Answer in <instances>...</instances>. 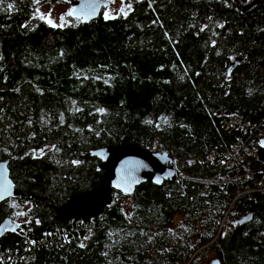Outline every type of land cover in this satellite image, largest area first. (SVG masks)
Wrapping results in <instances>:
<instances>
[{"label": "trees", "instance_id": "1", "mask_svg": "<svg viewBox=\"0 0 264 264\" xmlns=\"http://www.w3.org/2000/svg\"><path fill=\"white\" fill-rule=\"evenodd\" d=\"M39 1L0 0V162L18 190L0 223H15L10 202L34 205L0 237V264H18L30 240L26 264H264L261 164L243 154L236 172L238 130L223 127L230 116L264 126V0L246 12L253 0H131L110 18L103 0L98 18L64 15V26ZM123 142L165 150L177 181L113 191L99 216L61 219L56 207L101 185L89 152Z\"/></svg>", "mask_w": 264, "mask_h": 264}, {"label": "water", "instance_id": "2", "mask_svg": "<svg viewBox=\"0 0 264 264\" xmlns=\"http://www.w3.org/2000/svg\"><path fill=\"white\" fill-rule=\"evenodd\" d=\"M237 2L238 0H232ZM256 4L253 0L251 4L242 7V12L248 11ZM69 15L71 19L80 20L83 23H89L91 20L99 17L102 7H108L109 1L103 0H72ZM233 66V65H232ZM231 66V67H232ZM89 156L100 161L99 170L102 171L99 179L102 177L99 187H94L87 192H93L98 189L102 192L104 198H100L94 208H89L86 204L83 210L86 211L85 217H60L68 220H89L99 216L105 207L112 204V193L118 191L125 196L134 194L137 187L142 184L151 183L155 186H161L165 182L175 183L178 179L175 171V158L170 156L165 150L152 152L149 148H142L139 145L131 143H120L118 145H109L89 152ZM256 158L261 164L259 171L264 177V137L259 140ZM109 163L106 165V163ZM106 165L105 171L103 167ZM18 190L12 180L9 178L8 162H0V203L6 200L16 199ZM71 197H78L74 195ZM70 197V198H71ZM69 198V199H70ZM95 205V201L92 202ZM57 209H55L56 211ZM70 213H64L69 215ZM254 208L247 210L242 216L233 220L234 225L244 226L253 219ZM19 229V224L12 223L10 218H5L0 223V237L6 233H13ZM221 264L215 258L206 264Z\"/></svg>", "mask_w": 264, "mask_h": 264}, {"label": "rangeland", "instance_id": "3", "mask_svg": "<svg viewBox=\"0 0 264 264\" xmlns=\"http://www.w3.org/2000/svg\"><path fill=\"white\" fill-rule=\"evenodd\" d=\"M109 1H110V5L103 14L105 18H106L105 14H107V18H110L114 16L116 17L120 14H125L129 11V3L131 0H109ZM40 2L41 1L38 2L39 5L37 8V12L40 16L45 18L48 24L53 26H64L67 24L64 15H68L69 13L70 10L69 4L71 0H49L48 3L45 4H41ZM121 9H123V11H121ZM61 17H63V20L61 19ZM259 140H258V144H259ZM10 204H11L10 206L15 209V214H14L15 224H27L28 222L27 212H30V210L34 207V205L32 203H28L24 205L22 202H16V201L10 202ZM224 219L225 217L222 219L219 227H220V233L225 236L232 228V225L228 223V220H226V223L224 222L223 225ZM12 223L14 222L12 221ZM212 259H215L213 255L211 254L207 255L205 257H202L199 264H206L208 261Z\"/></svg>", "mask_w": 264, "mask_h": 264}, {"label": "built area", "instance_id": "4", "mask_svg": "<svg viewBox=\"0 0 264 264\" xmlns=\"http://www.w3.org/2000/svg\"><path fill=\"white\" fill-rule=\"evenodd\" d=\"M223 127L225 130H238V137L236 139V143L234 144V147L236 150H238L237 155L234 157L233 166L236 169V172L240 171V164L242 160L243 154H249V155H255L256 156V150L258 148V140L262 137H264V126L258 127V126H252L250 124H246L244 121H241L236 116H230L227 119H225L223 123ZM242 134L244 136H249L246 140H244L241 136ZM216 156L215 154H211L210 158L214 159ZM228 162V161H227ZM248 177H252V173L248 174ZM239 178V176H238ZM224 225V221H223ZM91 225L89 228L91 229ZM220 231V229H219ZM23 232V231H22ZM24 234V233H23ZM223 235V234H222ZM45 236V235H44ZM55 244H58L59 246H66L70 240L67 238V235L65 234H59L55 235L54 238ZM33 240H30L28 242V247L24 248L23 255L15 258V262L18 264H26V261L30 259V254L33 251L31 249L33 247ZM47 248L51 247L48 244H45ZM18 252V250H15L14 253L10 252V255L7 257V259H11L14 257V255Z\"/></svg>", "mask_w": 264, "mask_h": 264}, {"label": "bare ground", "instance_id": "5", "mask_svg": "<svg viewBox=\"0 0 264 264\" xmlns=\"http://www.w3.org/2000/svg\"><path fill=\"white\" fill-rule=\"evenodd\" d=\"M109 163V161L106 163V165ZM106 165L103 167V170L105 171ZM100 182H102V177L99 179ZM100 198H104L101 191L98 189L93 190V192H83L78 195V197H71L68 199V201L60 206L56 207L55 209L57 214L60 217H80V218H86L85 214L86 211L83 210L84 204H86L89 208H94L96 206V203ZM95 201V205H91L92 202ZM64 213H70L69 215H64Z\"/></svg>", "mask_w": 264, "mask_h": 264}, {"label": "snow or ice", "instance_id": "6", "mask_svg": "<svg viewBox=\"0 0 264 264\" xmlns=\"http://www.w3.org/2000/svg\"><path fill=\"white\" fill-rule=\"evenodd\" d=\"M9 7H11V5L9 6ZM121 11H123V9H121ZM68 15H72V12L70 11L69 13H68ZM106 15V18H107V14H105ZM61 19L63 20V17H61ZM22 214V213H21ZM214 264H215V262H214Z\"/></svg>", "mask_w": 264, "mask_h": 264}, {"label": "flooded vegetation", "instance_id": "7", "mask_svg": "<svg viewBox=\"0 0 264 264\" xmlns=\"http://www.w3.org/2000/svg\"><path fill=\"white\" fill-rule=\"evenodd\" d=\"M9 176H10V171H9ZM6 201H8V200H6ZM235 219V218H234Z\"/></svg>", "mask_w": 264, "mask_h": 264}]
</instances>
